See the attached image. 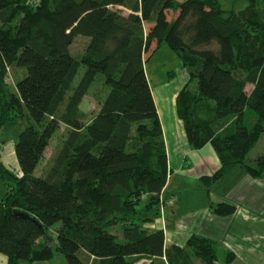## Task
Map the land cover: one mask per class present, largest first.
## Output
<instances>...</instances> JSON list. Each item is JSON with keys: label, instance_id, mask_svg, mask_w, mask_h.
<instances>
[{"label": "trees", "instance_id": "16d2710c", "mask_svg": "<svg viewBox=\"0 0 264 264\" xmlns=\"http://www.w3.org/2000/svg\"><path fill=\"white\" fill-rule=\"evenodd\" d=\"M248 1L235 11L219 0H35L25 9L0 0V21L17 18L14 27L0 28V87L11 67L24 70L17 93L6 102L0 97V129L12 113L32 120L15 144L18 177L0 155L7 189L0 252L8 264L50 260L56 252L66 264H135L144 256L189 264L190 252L207 264L217 259L218 246L203 235L189 237L187 250L168 246L163 228L148 230L140 220L125 222L122 237L109 227L132 212L137 190L156 198L168 183L162 121L146 72L165 44L189 76L175 103L188 142L195 150L210 143L221 159L202 182L210 190L237 167L263 178L264 153L253 165L246 161L264 134V10L261 0ZM78 37L88 39L79 59L71 50ZM96 79L109 92L87 121L82 103ZM62 124L69 135L54 169L37 175Z\"/></svg>", "mask_w": 264, "mask_h": 264}, {"label": "rangeland", "instance_id": "374dc122", "mask_svg": "<svg viewBox=\"0 0 264 264\" xmlns=\"http://www.w3.org/2000/svg\"><path fill=\"white\" fill-rule=\"evenodd\" d=\"M22 8H26L29 2L35 0H13ZM224 10L240 11L244 9L248 0H219ZM260 7L264 10V0L260 1ZM123 8V7H120ZM125 9V8H124ZM125 13L129 10L125 9ZM19 16H22L20 14ZM16 19L9 23L0 21V28L14 27ZM87 38L78 37L71 47L72 53L79 59L87 44ZM175 70L176 77L168 82V71ZM146 72L151 80L152 86L155 87V94L158 98L159 92L163 93L166 103H169L173 115H175V104L172 105L173 94L178 92L187 82L189 78L188 73L181 68V61L179 56L167 44L160 47V49L152 56L146 63ZM85 73V68L81 67L74 78L77 84ZM24 70L20 68L11 67L9 73L6 75L4 85H1L4 96L1 94L3 102L17 93V82L23 76ZM245 75L242 73L240 78L243 79ZM192 90L195 89V84L190 86ZM247 91L252 90L253 84L246 83ZM109 92L108 87L104 84L102 79L95 80L91 83L90 89L83 99L82 109L86 113L87 121L93 118L94 114L99 110L100 104L105 100ZM169 98V99H168ZM27 111V110H26ZM31 118L28 117L27 112L21 115L11 114L9 120L0 129V155L1 160L6 168L18 177L20 173V166L15 152V144L18 140L19 133L30 123ZM69 135V128L62 124L53 135L45 156L37 167V175H47L54 169V157L61 151L65 141ZM212 147V146H211ZM213 148V147H212ZM202 149L195 153L197 163L190 166L188 163L182 171H174L173 174L169 172L168 188L161 193L159 197H154L144 190H135L136 195H132L130 200L134 203L132 212L125 213L123 216H117V222L109 227L111 232L119 237L123 235L124 223H129L132 219L143 221V226L148 230H155L163 228L168 237V246L174 244L171 242L173 237L176 241V232L180 228H185L188 219L182 214L187 211L197 209L201 205L207 204V208L198 211L193 216L194 224H196V231L205 237H209L218 246L219 254L215 261L210 264H264V174L263 178H255L253 183H248L246 179L238 175L230 178V187L239 181L238 185H242L243 192L240 193L239 199L231 202V196L227 190H223L224 182L216 181L215 187L207 189L210 183H201L196 178L202 172L206 160L209 162L207 155L208 150ZM214 149V148H213ZM215 154L218 153L213 150ZM264 153V134L260 137L257 145L252 148L246 159L247 163L253 165V159L259 154ZM153 160L149 158V162ZM241 168V167H239ZM175 170V169H174ZM208 184V185H206ZM248 185V186H247ZM175 190V191H174ZM7 191L5 185L0 181V198L4 196ZM123 194V197L129 199L130 194L125 190H118ZM224 194L229 198H220L219 194ZM210 196V197H209ZM212 198V199H210ZM229 199V200H228ZM175 214V215H174ZM177 219L176 228H171L170 221ZM197 224L199 225L197 227ZM188 235L189 231H184ZM202 232V233H201ZM191 234V236L193 235ZM185 235V236H187ZM190 236V237H191ZM241 240H239V238ZM180 237L178 244L181 247L187 246L189 238ZM189 250L188 247H186ZM189 264H207L192 252L188 254ZM236 258V259H235ZM153 258L144 256L138 259L135 264H150ZM165 260L156 259L154 264H164ZM0 264H8V257L0 252ZM20 264H66L65 257L56 252L54 258L44 261H27L22 260Z\"/></svg>", "mask_w": 264, "mask_h": 264}, {"label": "crops", "instance_id": "0c3cea01", "mask_svg": "<svg viewBox=\"0 0 264 264\" xmlns=\"http://www.w3.org/2000/svg\"><path fill=\"white\" fill-rule=\"evenodd\" d=\"M148 79H149L150 84H151V80H150L149 76H148ZM169 82H170V80H168L167 84ZM151 87H152L154 98H155V101L157 104L158 112H159V115H160V118L162 121L163 137L165 140L166 152H167V156H168V167L170 169L171 174H173L174 171L179 172V171L184 170L185 166L188 163L190 164V166H194V164L197 163L195 153L199 152V150L207 148L206 150H208V152L204 153V156L207 155V158H209V162L206 160V164H205V166H203L202 172H200L198 174V176H196V178L199 179L200 182L203 184V182L201 180L202 176H204V175L211 176L221 167L220 156L218 154L217 155L215 154V152L213 151L214 149L212 148L213 146L210 143L205 145L202 149H199V150L193 149L188 142L183 121L179 118L177 111L175 112V115H173L170 108L168 107L169 103H166V101L168 102V100L165 99V97L163 96V93L159 92V90H158L159 96L157 98V96L155 94V87L152 86V84H151ZM177 94H178V92L173 94L172 105H174L176 103ZM175 109H176V104H175ZM238 175L242 176L243 179H246L247 184L250 182L253 183L254 180H257L254 177L247 174L244 168L237 167L233 170V172H231L230 174L226 175L224 178L221 179V181L224 182V186H222L223 190L224 191L227 190L229 192V196H231V198L226 197V195H224L223 193L219 194L220 198H225V197L229 198V199H231V202L239 199L238 197H239L240 193L244 191L243 190L244 188H241L242 185H238L239 181L236 182L237 181L236 180L235 183L233 182V185L231 187L229 186L230 181H231L230 178H233V177L238 176ZM168 184H169V179H168L167 186L164 190H166L168 188ZM215 185H216V182H214V184H212L211 187H215ZM207 189H209V188L207 187ZM210 199H212V198H210ZM207 204L209 205V203H206L204 205H201L197 209L187 211L186 215L182 214L183 217L188 219V221H187L188 223L186 224V226H184L185 228H180V230H177L176 241H174V239L172 237V239H171L172 243L178 244V240L180 237L189 238L191 236V234H193L195 232L196 233L200 232V231L199 232L196 231V229H195L196 224H194L195 221L192 220V218L201 209L204 210V212H205V209L207 208V206H206ZM177 221L178 220L176 218L173 219V221H170L171 228L177 227L176 226ZM198 226L199 225L197 224V227ZM186 230L189 231L188 235L186 234V232H184ZM185 235H187V236H185ZM237 238H239V236ZM239 240H241V239L239 238ZM166 241L168 242V237H166ZM241 241H243V239Z\"/></svg>", "mask_w": 264, "mask_h": 264}]
</instances>
